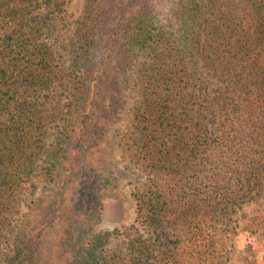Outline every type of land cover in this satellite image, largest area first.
I'll return each mask as SVG.
<instances>
[{
    "label": "trees",
    "instance_id": "trees-1",
    "mask_svg": "<svg viewBox=\"0 0 264 264\" xmlns=\"http://www.w3.org/2000/svg\"><path fill=\"white\" fill-rule=\"evenodd\" d=\"M165 1L85 0L68 42L55 31L70 0H0V264L227 263L238 212L264 191V0H172L163 20ZM133 85L142 180L123 250L98 225L119 197L113 129ZM242 233L247 264H264V212Z\"/></svg>",
    "mask_w": 264,
    "mask_h": 264
},
{
    "label": "rangeland",
    "instance_id": "rangeland-1",
    "mask_svg": "<svg viewBox=\"0 0 264 264\" xmlns=\"http://www.w3.org/2000/svg\"><path fill=\"white\" fill-rule=\"evenodd\" d=\"M172 6V0L158 5L160 16L163 20L167 18ZM85 8V0H70L66 5L67 12L63 14V19L56 24L55 35L68 36V42L71 41L77 25L83 19L82 13L86 10ZM56 51L58 55L60 53L65 54V49L60 43H57ZM63 90L61 82H57L52 92L49 93L48 101L52 104L63 103ZM125 95L128 103L113 129V162L118 175L119 197H111L105 200L102 220L98 225V228L102 230H114L117 228L120 234L112 239L111 247L123 250L126 241L124 231L132 225L136 218V201L133 193L137 190L142 180L135 158L136 142L134 139L136 134L134 111L141 97L134 85L127 88ZM41 186L42 184L38 182V179H33L21 190L14 210L6 214L4 219L5 229L3 230L2 241L6 239L8 241L11 238L23 214L28 210L29 201L39 195ZM262 212H264V191L257 199L246 204L238 212L236 216V232L230 233L225 239L226 244L224 246L226 248L224 251L226 257H228L226 264H247L250 261L251 256L248 254L247 241L242 235V229L250 217ZM131 232L134 234L133 231ZM7 241L2 244V247L7 244ZM251 243L255 245L254 241H251Z\"/></svg>",
    "mask_w": 264,
    "mask_h": 264
}]
</instances>
